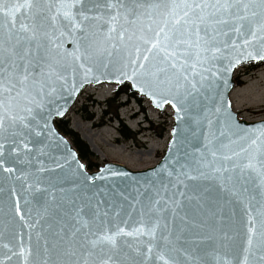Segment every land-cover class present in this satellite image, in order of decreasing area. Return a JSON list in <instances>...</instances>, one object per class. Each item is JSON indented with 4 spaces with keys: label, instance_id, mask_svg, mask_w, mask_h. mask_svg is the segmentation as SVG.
I'll return each mask as SVG.
<instances>
[{
    "label": "snow or ice",
    "instance_id": "snow-or-ice-1",
    "mask_svg": "<svg viewBox=\"0 0 264 264\" xmlns=\"http://www.w3.org/2000/svg\"><path fill=\"white\" fill-rule=\"evenodd\" d=\"M232 53L238 55L217 67ZM114 58L116 83L132 81L157 108L171 105L176 120L204 138L198 155L185 153L167 180L143 190L115 181L97 185L128 174H89L80 163L73 169L67 156L54 157L45 143L46 132L54 138L52 118L64 115L53 110L51 97L59 81L67 83L69 68L73 74L87 63L107 68ZM241 58L264 60V0H0V170L5 181L20 182L30 205L25 212L19 198L9 202L0 232L4 259L264 264V191L255 211L248 205L242 258L229 260L207 248L214 238H233L220 227V194L239 199L249 182L264 190V127L241 128L219 84L227 83L224 73ZM176 135L174 128L173 143ZM16 162L27 170L9 166ZM66 166L74 177L67 188ZM11 193L17 194L15 187Z\"/></svg>",
    "mask_w": 264,
    "mask_h": 264
},
{
    "label": "water",
    "instance_id": "water-1",
    "mask_svg": "<svg viewBox=\"0 0 264 264\" xmlns=\"http://www.w3.org/2000/svg\"><path fill=\"white\" fill-rule=\"evenodd\" d=\"M259 46L257 45V48ZM65 48L71 52L73 45L72 42L69 40L65 43ZM238 53H232L231 56L225 55L221 58L222 64H218L217 67H223L227 65L228 60L231 59L232 56H236ZM104 63H108V60L105 59ZM250 64H264V60L260 59H251V58H241V62L237 64L230 72L224 73V78L227 80L225 84L223 80L219 82L221 90L225 94V98L231 101L230 97L233 90L236 88L234 75L237 69L243 67L245 65ZM90 67L92 69L91 72L86 73V68ZM118 62L114 58L112 63L109 64L107 68L103 67L101 63H87L85 67L77 66V70L75 74H73L71 68H69L67 73V83L63 80L59 81L57 84L58 92L56 95L51 97V107L53 110L56 108H60L64 110L63 116H54L51 120V128L52 132L54 133V138L48 137L47 132L45 133L46 139L45 143H50L52 145L51 153L56 158H61L67 156L70 162H72V168L75 169L76 164H84L80 158L76 150L71 145L69 139L62 134L56 127V123L58 121L65 120L71 109L76 104L79 96L81 95L82 91L86 87H95L103 84L113 85L115 87H122L127 86L129 93L135 94L137 97L142 98L148 102L150 107L162 114L168 109L171 113V127L168 132V141L166 147L163 151L162 156L159 158L157 163H155L152 167L143 169V170H130L122 165L115 164V163H104L100 167H98L94 171H87L86 168L84 171L87 173H96L101 174L103 170L107 169L108 172H103L104 175H108L109 172H126L128 175L123 180L112 178L109 176L108 181H97V185H104L108 184L111 187L113 181L120 188H125L126 185L136 184L141 187L148 185L151 187L152 184H158L161 179L167 180L168 172L171 171L172 167L175 166L176 159H183L185 153L187 154H196L199 153L196 151L200 149L204 144V138L201 131H197L193 129V131L187 130L185 120L177 121L175 118V110L171 107V105H165L163 108H157L155 104L152 102L151 98L148 97L145 93H141L136 87L133 86L132 81L123 80L121 83H116V76L118 74ZM100 82H96V80ZM91 81V82H86ZM232 104V102H231ZM231 111L235 115V118L240 122V127L245 129L246 131L250 132H258V130L264 127V119L256 120V121H247L239 118V114L235 112L232 108ZM177 130L176 135V142L173 143L172 132L173 129ZM62 141V143H61ZM75 155V160L72 161V158L69 154ZM46 160V158H45ZM63 162V161H61ZM16 168H21L27 170L28 166L22 162H16L14 165ZM56 172L58 173L59 170L57 169ZM45 176L48 174L45 173ZM67 183H65L64 187H70L71 181L74 177L71 175L70 172L66 170L63 174ZM6 176L2 170H0V232L5 230V221L9 219V202L11 201L13 204L19 198L20 204L22 208H24L25 212L30 205H25V195L23 191L20 189V182H10L5 181L4 177ZM56 173H53L50 179L55 182ZM205 184L213 183L212 181H204ZM16 188V195H12L11 189ZM26 187V185H25ZM245 187L249 189L248 192H242L240 198L237 199L236 197H229L227 194H220V203L223 206V216L224 220L222 221L220 227L223 231H228L229 235L233 238L230 241H223L214 238L212 241L207 243L208 251H212L213 248H216L219 254L223 257L227 254V259L231 260L234 256L242 258V245L244 240V232L246 230L247 225V211L248 205L251 203L252 210L255 211L256 208L260 206V201L262 199V191L258 186L253 187V183L249 182L245 184ZM35 195H40L36 193ZM59 195V194H57ZM251 196H255V200H250ZM31 199V197H29ZM230 201L225 203V201ZM87 211V210H86ZM14 214V213H13ZM62 215V213H61ZM18 220V218H17ZM0 261H3V264H10V262L4 259L3 251L0 250ZM16 258L13 257L11 264H15Z\"/></svg>",
    "mask_w": 264,
    "mask_h": 264
},
{
    "label": "rangeland",
    "instance_id": "rangeland-1",
    "mask_svg": "<svg viewBox=\"0 0 264 264\" xmlns=\"http://www.w3.org/2000/svg\"><path fill=\"white\" fill-rule=\"evenodd\" d=\"M235 78L242 84L231 94L232 109L243 120L264 119V64L249 74L245 69H237ZM112 88L99 85L82 93L65 118L68 129L86 144L93 161L99 165L115 163L133 171L152 167L166 147L170 116L164 112L162 119H158V113L145 102L147 115L155 123L153 128H159L157 134L145 131L149 126L144 122L139 106L125 96L113 100L116 87ZM110 99L113 100L111 107L105 106ZM104 112L108 114L102 115ZM121 129L133 139L124 141L118 132Z\"/></svg>",
    "mask_w": 264,
    "mask_h": 264
},
{
    "label": "flooded vegetation",
    "instance_id": "flooded-vegetation-1",
    "mask_svg": "<svg viewBox=\"0 0 264 264\" xmlns=\"http://www.w3.org/2000/svg\"><path fill=\"white\" fill-rule=\"evenodd\" d=\"M90 88L91 87L85 88L82 93L87 92ZM120 96H125L126 98L134 101L139 106L141 113L144 115L143 120L149 126L148 128L145 129V131H152V132H155L157 134L159 128H153V125L155 123H153L152 119H150L147 115V109L144 107L145 101L141 98H138L136 95L129 93V91L126 90L124 87L115 89L113 100L119 98ZM107 114H108L107 112H104L102 115L106 116ZM157 118L162 119V114H160V115L157 114ZM158 126L161 127L162 124L161 125L159 124ZM118 132L124 141H128V140L133 139L132 136H131L132 138H128L129 133L126 130L121 129V130H118ZM67 137L70 140V143L72 144L74 149L76 150L78 157L84 163L85 168L88 171H94L99 166H101L105 163L104 162L101 165H99L97 162L93 161L94 160L93 155L89 152V149L86 146V144L79 139L78 135H76L75 133L70 131V134Z\"/></svg>",
    "mask_w": 264,
    "mask_h": 264
},
{
    "label": "trees",
    "instance_id": "trees-1",
    "mask_svg": "<svg viewBox=\"0 0 264 264\" xmlns=\"http://www.w3.org/2000/svg\"><path fill=\"white\" fill-rule=\"evenodd\" d=\"M257 67H258L257 65H247V66L241 67L240 69H245V72H246L247 74H249V73H252ZM234 80H235V85H236V87L241 86L242 83L239 81L238 78H235ZM124 88H125L126 90H128V87H127V86H125ZM112 102H113V100H111V99L108 100V101L106 102L105 106L108 105V107H111ZM56 127H57V129H58L62 134H64L65 136H69V134H70V130L68 129V128H69V125H68L67 122H65L64 120H62V121H58V122L56 123ZM131 136H132V135L129 134V135H128V138H132Z\"/></svg>",
    "mask_w": 264,
    "mask_h": 264
},
{
    "label": "bare ground",
    "instance_id": "bare-ground-1",
    "mask_svg": "<svg viewBox=\"0 0 264 264\" xmlns=\"http://www.w3.org/2000/svg\"><path fill=\"white\" fill-rule=\"evenodd\" d=\"M102 86H107L108 88H112L113 86L112 85H109V84H104V85H102ZM113 89V88H112ZM92 151H93V148L91 147L90 148Z\"/></svg>",
    "mask_w": 264,
    "mask_h": 264
}]
</instances>
